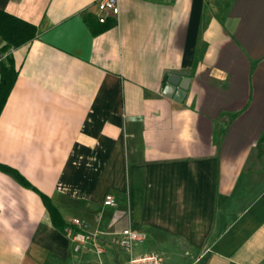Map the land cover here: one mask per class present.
Masks as SVG:
<instances>
[{"label":"crops","instance_id":"1","mask_svg":"<svg viewBox=\"0 0 264 264\" xmlns=\"http://www.w3.org/2000/svg\"><path fill=\"white\" fill-rule=\"evenodd\" d=\"M96 1L0 0L36 30L0 52L18 71L0 165L34 188L0 171V264H67L41 196L67 224L144 233L164 264H264V0H119L93 35ZM175 71L182 104L162 96Z\"/></svg>","mask_w":264,"mask_h":264},{"label":"trees","instance_id":"2","mask_svg":"<svg viewBox=\"0 0 264 264\" xmlns=\"http://www.w3.org/2000/svg\"><path fill=\"white\" fill-rule=\"evenodd\" d=\"M84 21L93 35L105 32L115 24L112 19H108L104 24H99V28L96 30L93 28L91 24L92 21L89 18H84ZM35 36L36 30L34 26L0 11V39L3 43V46L0 48L1 53L4 54L11 49H16L25 45L32 41ZM17 76L18 71L14 64V60L11 55H7L5 60L0 62V114L15 84ZM0 171L11 175L22 187L34 190V188L16 171L2 165H0ZM41 198L44 207L50 215L52 226L64 230L69 228L70 225L64 222L59 211L51 201L44 196H41Z\"/></svg>","mask_w":264,"mask_h":264},{"label":"built area","instance_id":"3","mask_svg":"<svg viewBox=\"0 0 264 264\" xmlns=\"http://www.w3.org/2000/svg\"><path fill=\"white\" fill-rule=\"evenodd\" d=\"M151 2H163L165 0H148ZM96 19L99 24H104L108 19H117L119 16V0H97L96 1ZM2 59H0V62ZM104 205L106 207H113L114 200L107 196ZM70 227L65 229L66 237L75 244V250L79 247L91 246L96 253L101 254L103 250L97 247L98 232H91L87 230L85 224L77 219H73L69 223ZM118 237L116 244L123 251L125 258H121L117 253L115 254L116 264H164L161 257L156 254L133 255V249L137 245H142L146 236L144 233L125 227L119 232L112 234Z\"/></svg>","mask_w":264,"mask_h":264},{"label":"rangeland","instance_id":"4","mask_svg":"<svg viewBox=\"0 0 264 264\" xmlns=\"http://www.w3.org/2000/svg\"><path fill=\"white\" fill-rule=\"evenodd\" d=\"M111 230L110 232H112ZM104 236V237H103ZM100 234L98 235L97 247L103 250V253L98 254L95 250L90 246H88V250L86 247H79V249L75 250V244L73 243L70 246L68 256H67V264H116L115 263V254L121 256V258H125L123 251L116 244V240L118 237L116 236H106ZM102 241V242H101ZM158 254L155 250V247L152 245L150 240H147L144 245H137L133 249V255H144V254Z\"/></svg>","mask_w":264,"mask_h":264},{"label":"water","instance_id":"5","mask_svg":"<svg viewBox=\"0 0 264 264\" xmlns=\"http://www.w3.org/2000/svg\"><path fill=\"white\" fill-rule=\"evenodd\" d=\"M162 83V96L182 104L189 91L191 75L186 72H165Z\"/></svg>","mask_w":264,"mask_h":264}]
</instances>
